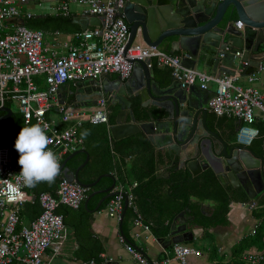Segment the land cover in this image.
<instances>
[{
    "label": "built area",
    "instance_id": "2783aa9c",
    "mask_svg": "<svg viewBox=\"0 0 264 264\" xmlns=\"http://www.w3.org/2000/svg\"><path fill=\"white\" fill-rule=\"evenodd\" d=\"M28 0H0V108L12 103L19 104V112L25 123L44 128L50 143L48 149L56 155L60 167L62 160L55 150L64 154L77 149L80 140L73 125L60 129L54 120L48 119L51 111H59L64 122L81 123L82 119L94 122H107L110 109L106 97H101L95 105L77 106L61 102L60 87L69 82L85 78H100L106 73H116L123 79L132 74L131 60H150L149 67L155 64L168 67L175 80L183 87L198 84L208 88L215 83V95L211 98L210 110L218 116L237 117L242 124L237 133V140L251 145L259 129L252 127L256 121L255 110L262 112L264 118V96L255 85L258 72L264 70V63L249 75V86L238 84L243 76L242 65L235 74H213L197 68L187 67L182 62V55L170 53L160 47L148 45L143 41H133L126 49L130 36V26L124 17L117 16L125 0H64L57 7L58 12L69 15L70 5L74 2L85 6L84 13L104 15L105 23L92 29L75 32L76 42L67 54L49 53L45 47L46 31L32 29L26 20L33 16L31 11H24L22 5ZM15 20V23L12 21ZM236 25L243 27L242 20ZM13 27L12 31L7 29ZM239 54V52H238ZM39 77L40 80L35 78ZM44 86H40L41 82ZM12 109V108H11ZM21 170L14 165V151L0 139V188L6 183L15 186L16 195L12 203L4 202L0 197V264H50L46 260V251L53 246L52 256L59 254L65 239V219L57 212L61 205L79 208L86 196L87 187L66 177L60 179L56 194L41 192L38 198L42 204V213L29 226L18 229L21 224L20 208L31 199L26 187L16 182L15 176ZM116 181L115 193L109 198L107 210L111 215L121 217L125 202L134 209V224L144 229L141 213L135 203L136 195L132 188ZM123 240V239H122ZM127 249L142 264H166L171 258L150 260L131 244ZM193 253H201L195 247L177 242L173 246L175 259L182 264H189ZM51 256V257H52ZM50 257V258H51ZM247 263H258L264 259L262 251L247 250L243 256ZM82 264H97L95 260Z\"/></svg>",
    "mask_w": 264,
    "mask_h": 264
},
{
    "label": "water",
    "instance_id": "95a60500",
    "mask_svg": "<svg viewBox=\"0 0 264 264\" xmlns=\"http://www.w3.org/2000/svg\"><path fill=\"white\" fill-rule=\"evenodd\" d=\"M117 16L124 17L130 26L126 49L136 38L160 48L170 45L171 52H183L182 62L187 67L207 68L219 75L235 74L241 65L242 75H251L264 62V0H125ZM237 20H242L243 27L236 25ZM89 23L104 24L105 16L91 15L84 25L80 22L84 30ZM131 62L133 70L127 79L106 73L97 79L76 81L73 105H95L98 98L106 97L111 111L112 106H119L115 123L110 126L112 138L118 140L143 131L158 150H164L170 159L167 167L176 164L175 170L188 169L193 175L211 169L230 196L234 189L244 190L249 204L254 205L256 197L264 193V143L257 150L211 128L208 114L214 89L198 84L186 88L179 80L165 85L156 78L154 67L148 66L150 60ZM67 86L62 85L59 93ZM135 101L147 111L152 106L159 108L158 117L138 119ZM0 111L6 112L0 121L13 115L8 106ZM0 139L5 146L15 149V142L1 135ZM79 152L87 153L86 160L75 171L71 170L67 162ZM89 159L87 150H76L62 162L59 173L87 188L94 187L102 177L112 178L111 186L94 192L105 194L98 209L115 193L112 190L116 179L112 173H104L94 182H82L79 172ZM166 172L165 169L163 176L170 177ZM127 208L125 202L124 212ZM185 213L182 210L175 217L167 238H158L163 247L193 242L195 232L189 229L188 221L193 218L188 219Z\"/></svg>",
    "mask_w": 264,
    "mask_h": 264
},
{
    "label": "crops",
    "instance_id": "0c3cea01",
    "mask_svg": "<svg viewBox=\"0 0 264 264\" xmlns=\"http://www.w3.org/2000/svg\"><path fill=\"white\" fill-rule=\"evenodd\" d=\"M63 1L64 0H28L22 5V9L24 11H31L33 13V16L26 20H29V22L33 24L34 27L30 28L45 30V47L49 48V53L54 52L57 55H63L69 52L71 45L76 42L75 32L84 30L83 25L85 24V20L91 16L90 14L84 13L85 6L79 4L78 2H74L70 5V13L68 15V17L73 18V21L60 25V23L56 20V17L59 15L57 7ZM33 10H36L37 13H34ZM80 22H83V25L80 24ZM12 23H15V20L12 21L11 24ZM48 23L54 24L55 27L52 29L45 27ZM96 26L97 25L89 23L87 29H92ZM12 29L13 27L10 26L7 30L12 31ZM161 49L167 51L170 50L171 47L170 45H166L165 47H161ZM173 53L183 55L181 50ZM166 68L167 67L162 65H159L158 69L154 68L156 78L165 85L175 80L171 74L163 71ZM204 70L211 72L207 68ZM111 75L113 78H117L118 76L116 73H112ZM248 76L249 75L241 76L238 79V84L249 86L250 82L248 81ZM258 76L259 79L255 82V85L261 90L264 96V70L259 71ZM36 78L40 80L39 77ZM67 84L68 86L59 93L61 94L60 100H63L66 104H73L75 101L74 82H69ZM215 87V83L212 82L209 84V88L214 89ZM136 104H138L137 101H135L134 107L138 119L151 120L153 117H158L160 111L159 108L152 106L149 111H147L145 108H142L140 103L138 106ZM77 106L84 107L87 105L82 104ZM112 107L113 111H111V114L116 115L119 112V106L116 105ZM4 114H6V112ZM4 114H0V116ZM14 114L15 113L13 111V115ZM20 115L22 116L21 113ZM143 115L149 116V119H145V116L142 117ZM255 115L256 121L252 127L260 129V133L254 137L251 145L255 149L260 150L264 143V118L262 112L258 109L255 110ZM48 119L54 120L55 125L60 129H65L74 124L76 128V136L80 140L76 150L85 149L88 151L90 156L88 163L84 167L90 163L92 173L95 174L99 172V175L95 174L97 177H95L93 182L104 173L108 172L113 174L115 172L117 168L112 170L110 169L111 167L105 166L101 163V157L105 153L104 150L107 149V143L111 141L112 134L110 126L112 123H115V118L113 121L112 119H109L107 122H94L87 118L82 119L81 123H74L72 121L64 122L61 119L59 111H51L48 115ZM208 119L211 128L213 130H217L221 136L225 138L232 137L234 140L238 141L235 139V133L237 127L239 128L242 124L238 118L214 116V113L210 110ZM76 150L68 151L65 154L59 149H56L55 152L62 160L66 155H68V153H72ZM13 151L14 154L17 153L16 160L18 161L19 153L16 149H13ZM81 153H83V155H80L77 158L75 164L71 165L67 163V166H69L71 170H74L73 168L80 163V160H86L87 153ZM116 158L117 157H114V162L111 161L113 166H118ZM129 164H131V162H129ZM166 164L163 165L161 175H163L165 169L166 171L168 170V168L164 167ZM14 165L17 169L20 168L19 163ZM79 166L80 165L77 167ZM82 169L79 172V176L81 174H84L85 177L90 176L89 178L93 176L90 171L84 173L85 170L82 171ZM59 174L63 175V173ZM114 174L117 175V173ZM103 178L104 177H102L94 187L87 188L86 196L79 208H72L67 205H61L58 207L57 212L62 214L65 219V239L59 254L52 256L54 249L53 246L46 251V260L49 261V259H51L49 261L50 264H82L84 261L90 260H95L97 264H142L127 249V244H131L133 246L135 245V247L150 260H162L166 256H169L171 260L166 264H182L180 260L173 258L174 243L168 247H163L164 244L160 243L158 240L160 236H156L154 234L155 232H152L153 230L151 231L150 229H144L141 226H136L134 224V219L129 216L127 210L125 212L123 211V214L119 217L109 213L107 210L108 203L105 206L101 205L97 209L99 201L105 194H94V192L96 190L104 189L103 185L108 183V181H104ZM101 181V186L97 187ZM59 182L60 178L57 176L55 182L52 184L42 182L35 188L26 187V191L30 195L31 199L26 201L20 208L21 224L18 226L19 230L24 226H29L31 222L38 218L42 213L43 208L38 198V194L41 192L56 194ZM220 186V184L215 186L209 184L208 186L203 185L200 188L201 195L211 193L214 196L212 199L205 200L199 199L198 197H192L194 202H202V205L200 206L201 208L196 209V212L199 214L198 219L205 222V224H207L206 226L197 223L195 224L194 220L196 216L192 215L189 210H186V217L188 219L193 218V220H188L191 222L189 229H192L195 232L193 242H186V244L192 246L194 244L197 250L201 252L191 254L189 257V264H264V259L258 263H247L243 258L244 253L247 250H259L262 251L264 255V246L260 247V245L254 244V238L256 237L258 229L262 231L261 233L263 234V237L261 240L264 243V193L256 197L254 205H250V198L244 190L234 189L232 195L230 196L227 189ZM212 187L213 189H211ZM135 188L136 187L132 188L133 192ZM228 190L230 192L232 191L231 185L228 186ZM52 191H55V193H52ZM112 191L115 192L114 189ZM227 197L230 200L228 205L229 209L226 217H224L223 215L218 214V212L224 206L223 202L227 200ZM158 207H160V204ZM163 207H165V213L163 214H169L167 216H170L173 208L171 206L169 207L168 204ZM167 209L168 211H166ZM201 211H203V213H201ZM166 218L167 217L163 218V222L166 221ZM222 219L225 221L211 226L212 222L218 220L221 221ZM172 222L170 223L172 224ZM168 236L169 234L161 237L167 238Z\"/></svg>",
    "mask_w": 264,
    "mask_h": 264
},
{
    "label": "trees",
    "instance_id": "16d2710c",
    "mask_svg": "<svg viewBox=\"0 0 264 264\" xmlns=\"http://www.w3.org/2000/svg\"><path fill=\"white\" fill-rule=\"evenodd\" d=\"M56 20L60 23V25H62L72 22L73 18L68 17V15L59 13L58 17H56ZM26 25H28V27H34L33 24L29 22V20L26 21ZM167 51L169 52L170 50ZM154 68L158 69L159 65L155 64ZM163 71L171 74V76L173 77L172 72L168 67ZM136 105L138 106L139 104ZM4 113L5 112H0V114ZM144 116L145 115H143L142 117ZM214 116L218 115L214 113ZM114 118L115 115L110 116V119H112V121ZM145 119H149V116H145ZM32 125H34V121L30 124H27L25 123L21 115L17 116L15 113L12 117L0 121V135L6 140L15 142L21 128L24 126L27 127ZM107 144V149L104 150L105 153L101 157V163L105 166L111 167L110 169L112 170L115 168L119 169H116L117 171L115 170V172L113 171L114 173H117V175L113 173L114 178L122 181L127 187H130L134 182L138 183V185L134 189V193L136 195L135 203L138 207V211L141 213L144 223L149 226V229L151 231L153 230V233L155 232L154 234L156 236L161 237L168 235L171 227L170 222H172L174 217L182 210H189L192 215L196 216H193L195 217V224L197 223L203 226L207 225L205 224V222H202L198 219L199 214L196 212V209L201 208L200 206L202 205V202H194L192 197H198L199 199L205 200L212 199L214 197L211 193L207 195H201L200 192V188L203 185H221L216 175L211 170H205L198 175H193L188 169L175 170L176 166H173L172 168H168L167 170V174L169 172L170 177L161 175L163 165L170 162V159L163 151H158L156 146L151 142V140L143 131L131 134L118 140H115L111 137V141ZM16 154L17 153L14 154V164L18 163V161L16 160ZM70 154L71 153H68V155H66L64 159ZM80 155H83V153L80 152L76 154L67 163L71 165L75 164L77 158ZM114 157H117L116 163L118 164V166H113V163L111 162H114ZM64 159H62V162L64 161ZM83 161L84 159L80 160V163L78 162L79 164H77L80 165ZM129 162H131V164H129ZM78 165H76L73 169L75 170ZM91 168L92 167H90L89 163L82 169V171L85 170L84 173L90 171L91 175H93L91 176V178H89L90 176L85 177L84 174H81L79 178L82 182L91 183L93 182L95 177L99 175V172L95 173L97 175L93 174ZM18 169L21 170V167ZM58 176L60 179L64 177L61 174H59ZM103 180L108 181V183L103 185L104 188L109 187L113 183V179L110 177H104ZM102 181L97 185V187L101 186ZM211 189H213V187ZM55 191H52V193H55ZM109 200L110 199L104 201L102 206H105L109 202ZM229 201L230 200L227 197V200L223 202L224 206L219 210L218 214L226 217L229 209ZM159 204L160 207H158ZM167 204L169 207L171 206L173 208L170 216H167L169 214H163L165 213V207L163 206ZM166 211H168V209ZM127 213H129V216H131L133 219L135 218L136 214L133 208L129 207L127 209ZM201 213H203V211H201ZM165 217H167L166 221L163 222V218ZM223 221L225 220L222 219L221 221H214L211 223V226ZM261 232L262 231L260 229L257 230L256 237L254 238V244H258L260 245V247H263L264 243L261 240L263 234Z\"/></svg>",
    "mask_w": 264,
    "mask_h": 264
},
{
    "label": "clouds",
    "instance_id": "9594fccd",
    "mask_svg": "<svg viewBox=\"0 0 264 264\" xmlns=\"http://www.w3.org/2000/svg\"><path fill=\"white\" fill-rule=\"evenodd\" d=\"M111 115L113 114H111L110 109L109 119ZM49 143L50 141L44 128L38 124L21 128L14 145L19 153L18 163L21 167V171L14 175L17 183L27 188H35L42 182L48 184L55 182L60 171V164L54 152L48 149ZM15 195V186L12 184L6 183L5 188H0V197L5 198L4 202H15L13 199ZM183 244H186V242Z\"/></svg>",
    "mask_w": 264,
    "mask_h": 264
},
{
    "label": "rangeland",
    "instance_id": "374dc122",
    "mask_svg": "<svg viewBox=\"0 0 264 264\" xmlns=\"http://www.w3.org/2000/svg\"><path fill=\"white\" fill-rule=\"evenodd\" d=\"M71 5H72V4H71ZM33 12H34V13H37L36 10H33ZM36 15H38V14H36ZM45 27L52 29V28H54L55 26H54V24H52V23H48V24L45 25ZM135 41L140 42V40H139L138 38H136ZM35 79L37 80V78H35ZM40 86H41V87L44 86V82H43V81L40 83ZM11 108H12V110L14 111V113H16L17 116L20 115V112H19V104H17V103H12V104H11ZM237 133H238V132L236 131V133H235V136H236L235 139H237ZM246 244H247V243H246ZM243 245H244V244H243Z\"/></svg>",
    "mask_w": 264,
    "mask_h": 264
},
{
    "label": "flooded vegetation",
    "instance_id": "af4514ba",
    "mask_svg": "<svg viewBox=\"0 0 264 264\" xmlns=\"http://www.w3.org/2000/svg\"><path fill=\"white\" fill-rule=\"evenodd\" d=\"M72 85H73V84H72ZM74 85H75V82H74ZM158 151H162V150H158ZM163 152H164V150H163ZM168 164H169V163H167L166 166H164V167L169 168V167H167ZM174 166H176V164H175ZM208 170H209V169H208Z\"/></svg>",
    "mask_w": 264,
    "mask_h": 264
},
{
    "label": "bare ground",
    "instance_id": "6f19581e",
    "mask_svg": "<svg viewBox=\"0 0 264 264\" xmlns=\"http://www.w3.org/2000/svg\"><path fill=\"white\" fill-rule=\"evenodd\" d=\"M72 87V86H71Z\"/></svg>",
    "mask_w": 264,
    "mask_h": 264
}]
</instances>
